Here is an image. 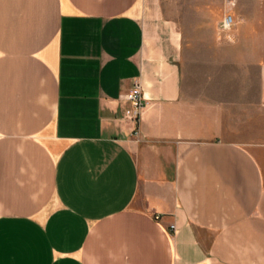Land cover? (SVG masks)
Instances as JSON below:
<instances>
[{
	"label": "crops",
	"instance_id": "crops-1",
	"mask_svg": "<svg viewBox=\"0 0 264 264\" xmlns=\"http://www.w3.org/2000/svg\"><path fill=\"white\" fill-rule=\"evenodd\" d=\"M168 1L0 0V264H264V25L191 80Z\"/></svg>",
	"mask_w": 264,
	"mask_h": 264
},
{
	"label": "rangeland",
	"instance_id": "rangeland-1",
	"mask_svg": "<svg viewBox=\"0 0 264 264\" xmlns=\"http://www.w3.org/2000/svg\"><path fill=\"white\" fill-rule=\"evenodd\" d=\"M243 8L245 33L244 39L251 40L256 36L258 25L263 29L264 0H169L167 10L183 27L185 40L190 46L189 58L185 71L194 76V72L209 73L213 66L210 64V47H194L197 41L217 42L237 38L240 17L238 10ZM233 16L234 24L230 28L223 26L227 16ZM259 20V22H258ZM238 27V28H237ZM254 29L256 30L255 32ZM238 33V31H237ZM202 52V57L193 58V53Z\"/></svg>",
	"mask_w": 264,
	"mask_h": 264
},
{
	"label": "built area",
	"instance_id": "built-area-1",
	"mask_svg": "<svg viewBox=\"0 0 264 264\" xmlns=\"http://www.w3.org/2000/svg\"><path fill=\"white\" fill-rule=\"evenodd\" d=\"M234 24L233 16H227L223 21L225 28H230ZM123 97L130 102V107L125 112V117L135 123L138 126L139 121L142 117V112L147 105V99L144 96L143 86L140 81H135L131 89L126 92ZM135 130H137L135 128ZM172 229H175V225H171Z\"/></svg>",
	"mask_w": 264,
	"mask_h": 264
}]
</instances>
